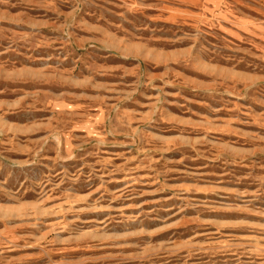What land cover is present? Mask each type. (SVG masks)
Instances as JSON below:
<instances>
[{
  "label": "rangeland",
  "instance_id": "1",
  "mask_svg": "<svg viewBox=\"0 0 264 264\" xmlns=\"http://www.w3.org/2000/svg\"><path fill=\"white\" fill-rule=\"evenodd\" d=\"M0 264H264V0H0Z\"/></svg>",
  "mask_w": 264,
  "mask_h": 264
}]
</instances>
